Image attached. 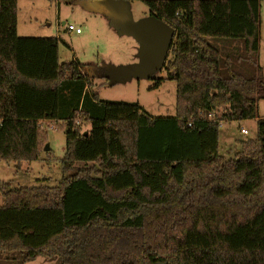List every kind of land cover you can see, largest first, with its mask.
Masks as SVG:
<instances>
[{
  "label": "trees",
  "instance_id": "obj_1",
  "mask_svg": "<svg viewBox=\"0 0 264 264\" xmlns=\"http://www.w3.org/2000/svg\"><path fill=\"white\" fill-rule=\"evenodd\" d=\"M124 1L174 31L154 84L175 82L173 117L100 101L97 68L18 37L17 0H0V162L38 160L40 124L60 123L61 172L75 170L55 187L0 183V264H264L262 0ZM247 120L255 138L219 155L218 125Z\"/></svg>",
  "mask_w": 264,
  "mask_h": 264
},
{
  "label": "rangeland",
  "instance_id": "obj_2",
  "mask_svg": "<svg viewBox=\"0 0 264 264\" xmlns=\"http://www.w3.org/2000/svg\"><path fill=\"white\" fill-rule=\"evenodd\" d=\"M133 21L148 16L147 8L140 2L130 3ZM67 26L80 29V34L68 32ZM260 36L258 64L264 76V0L260 2ZM16 33L20 38H55L58 41L59 63L74 62L85 68L124 67L136 62L138 45L130 37L119 36L106 19L83 9L77 1L57 3L54 0H17ZM236 45V43L234 44ZM169 55V52H168ZM168 57V56H167ZM165 65V64H164ZM164 68V67H163ZM164 69L150 80H131L108 86L105 80L92 78L91 90L102 102L137 104L152 118H169L175 113L176 84L164 81L154 88L156 79L165 78ZM258 117L264 118V101L258 103ZM80 131L89 126L80 122ZM42 143L38 160L17 165L0 162V183L16 187H55L63 177L75 170L62 173L60 160L65 153V133L60 123H42ZM247 135L243 136L240 131ZM219 155L226 159L240 150L239 141L254 139L256 121L222 123L219 131ZM45 146L48 151H44ZM88 164L87 167H90ZM82 168V164L76 165ZM76 168V169H77ZM3 199L0 195V205ZM26 264H57L38 257Z\"/></svg>",
  "mask_w": 264,
  "mask_h": 264
},
{
  "label": "water",
  "instance_id": "obj_3",
  "mask_svg": "<svg viewBox=\"0 0 264 264\" xmlns=\"http://www.w3.org/2000/svg\"><path fill=\"white\" fill-rule=\"evenodd\" d=\"M77 3L86 11L103 16L119 36L130 37L138 45L135 63L124 67L102 66L96 69L95 78L113 86L131 80L153 79L163 69L174 37V31L168 25L150 16L133 21L130 3L124 0H83ZM44 151H48L47 146Z\"/></svg>",
  "mask_w": 264,
  "mask_h": 264
},
{
  "label": "built area",
  "instance_id": "obj_4",
  "mask_svg": "<svg viewBox=\"0 0 264 264\" xmlns=\"http://www.w3.org/2000/svg\"><path fill=\"white\" fill-rule=\"evenodd\" d=\"M66 30H67L68 32H74V33L77 34V35L81 33L80 29H75V28H73L72 26H67V29H66ZM206 118L209 119V120H212V119H213V115H212V114H208ZM221 124H222V123H220V124L218 125L219 128H220V125H221ZM240 133H241L243 136L247 135V132L244 131V130H241Z\"/></svg>",
  "mask_w": 264,
  "mask_h": 264
},
{
  "label": "crops",
  "instance_id": "obj_5",
  "mask_svg": "<svg viewBox=\"0 0 264 264\" xmlns=\"http://www.w3.org/2000/svg\"><path fill=\"white\" fill-rule=\"evenodd\" d=\"M219 142V141H218Z\"/></svg>",
  "mask_w": 264,
  "mask_h": 264
}]
</instances>
